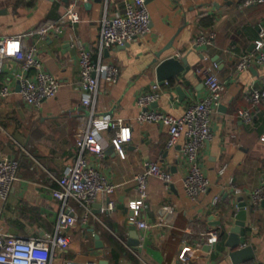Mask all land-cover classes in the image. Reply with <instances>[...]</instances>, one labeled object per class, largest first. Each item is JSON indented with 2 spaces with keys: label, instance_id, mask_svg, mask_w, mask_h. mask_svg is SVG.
Returning a JSON list of instances; mask_svg holds the SVG:
<instances>
[{
  "label": "crops",
  "instance_id": "obj_1",
  "mask_svg": "<svg viewBox=\"0 0 264 264\" xmlns=\"http://www.w3.org/2000/svg\"><path fill=\"white\" fill-rule=\"evenodd\" d=\"M74 1L0 0V37L33 32L23 44L36 48L43 69L60 84L55 97L31 107L17 91L20 62L7 59L0 72V86L12 90L0 98V150L19 162L18 181L7 200L0 198V231L10 236L34 238L55 232L61 204L51 192L58 188L56 179L75 161V133L91 120V108L82 103L84 94L74 87L80 69L70 38L83 41L98 59L100 21L119 10L120 0L77 2L79 22H66L59 33L54 29L38 32L58 22ZM244 1L146 0L151 32L102 52L101 59L117 66L119 77L114 84L99 83L93 110L98 118L91 126L104 152L102 157L87 153L86 158L116 188L112 194L96 198L86 224L79 219L66 230L69 245L56 252L51 264H233L231 250L225 246L227 233L221 232L234 225L238 198L247 204L246 246L254 252V259L244 264H264V199L254 206L250 203L251 193L264 185V99L254 111L252 124L235 116L237 110L248 106L252 88L264 89V66L235 73L239 58L254 49L259 30L264 29V3L243 6ZM210 32L215 35L212 45L196 47L195 38ZM158 53L161 56L155 63ZM170 57L186 58L189 70L185 76L159 82L156 65ZM207 68L218 75L225 90L211 115L212 139L198 157L210 186L197 200H191L182 188L185 166L181 145L166 146L165 125L138 123L142 108L137 101L158 84L160 97L148 109L180 115L187 106L207 97ZM33 73L31 70L29 75ZM178 87L184 96L179 95ZM102 117L121 118L130 126L131 140L123 145V157L111 144L116 130ZM150 162H160L171 173L172 182L166 185L156 177L148 179L140 215L148 227L141 231L131 220L128 204L138 198L134 176ZM223 166L224 173L219 175ZM229 179L241 195L233 194ZM214 197L220 198L216 204ZM109 202L114 204L113 210H106ZM69 205L80 218L82 208L72 200ZM213 229L219 230V235L210 244L206 233ZM95 236L102 248L95 247ZM135 240L137 249L128 246ZM184 248L189 253H184Z\"/></svg>",
  "mask_w": 264,
  "mask_h": 264
},
{
  "label": "built area",
  "instance_id": "obj_2",
  "mask_svg": "<svg viewBox=\"0 0 264 264\" xmlns=\"http://www.w3.org/2000/svg\"><path fill=\"white\" fill-rule=\"evenodd\" d=\"M90 0H75L56 23H49L38 32L44 34L48 29L62 32L66 22L77 23L80 20L77 11V2ZM108 2V0H103ZM264 0H245L243 6L262 4ZM151 32V21L146 5V0H120L119 10L111 16L104 15L100 21L99 32V58L94 59L86 49L84 42L71 37L72 46L77 51L79 63V81L76 89L84 94L82 103L91 108V120L89 124L74 135L77 154L73 165L69 166L61 177L56 179L58 188L52 190V197L60 202L56 229L53 234H44L40 237L10 236L0 231V264H51L58 250L68 247L70 238L65 233L74 226L78 220L86 224L89 220L90 207L99 195H110L116 186L102 176L98 170L89 165L86 154L103 156L104 147L91 126L98 118L93 116L94 104L101 80L107 83H116L119 77L117 66L106 63L101 59L105 49L124 46L134 39ZM33 32L20 36L0 37V72L7 59H15L20 62V70L17 73L19 95L25 104L38 107L46 100L56 96L59 89V81L46 72L38 57L34 46L23 44L25 37ZM215 35L213 32L201 34L194 40L196 47L211 46ZM264 66V29L260 28L258 37L254 41V49L243 54L235 66V73H242L251 66ZM33 71V76L29 75ZM204 85L207 89V97L199 102L187 106L182 114L173 115L153 109H148L160 97V86L155 84L153 91L143 94L138 98V105L142 111L136 117L138 123H157L167 127L168 139L166 146L172 148L181 145V152L185 166V174L182 178L184 194L191 200H197L205 194L210 186L202 165L199 162V153L204 144L212 139L211 115L221 104L222 94L225 90L224 83L211 68L204 70ZM166 85L169 82L165 83ZM12 93L10 87L0 86V98H5ZM264 99V89L252 88L249 92L248 106L236 111L235 116L244 124L253 122L254 111ZM116 130L111 144L117 153L123 157V145L131 140V128L121 118L110 119L102 117ZM19 162L16 158L3 153L0 150V198L7 200L14 184L18 181ZM226 166L219 170V175L224 173ZM150 177H156L166 185L172 182V175L162 168L160 162L147 163L143 170L134 176L138 198L129 202L132 211L131 220L135 226L144 231L148 225L140 219L141 212L147 197V183ZM228 186L233 188L235 196L241 195V190L233 185L229 179ZM251 205H257L264 199V185L256 188L250 195ZM74 201L83 210L80 218L75 215L69 201ZM220 201L214 197L213 204ZM247 206L245 207V209ZM114 204L109 202L106 210H113ZM219 230L213 229L206 233L208 243L217 241ZM66 264H98L97 262H66Z\"/></svg>",
  "mask_w": 264,
  "mask_h": 264
},
{
  "label": "water",
  "instance_id": "obj_3",
  "mask_svg": "<svg viewBox=\"0 0 264 264\" xmlns=\"http://www.w3.org/2000/svg\"><path fill=\"white\" fill-rule=\"evenodd\" d=\"M126 45V44H125ZM107 49L105 50V54L107 53ZM161 53L156 55L155 63H157V58L159 59ZM189 67L187 66V59L183 58L181 60L176 59L174 57L166 58L160 61L156 65V76L159 82H164L170 79H177L178 75L181 74L185 76L188 72ZM17 91H19V85L17 86ZM179 95L184 96L185 94L182 92L180 87L177 88ZM238 207L239 211L235 215V223L229 228L228 231L226 229L222 230L221 235L227 233V240L225 242V246L229 248L231 251L229 253V257L233 264H244L252 261L254 259V252L252 247L246 246V237H245V221H246V202L242 200V198H238ZM219 223V222H217ZM131 230H134L135 227L131 226ZM95 247L102 248L103 244L99 240L98 236H95ZM128 246L137 249L138 241H130L128 242ZM184 253H189V251L184 248ZM205 250H209V247L205 245Z\"/></svg>",
  "mask_w": 264,
  "mask_h": 264
}]
</instances>
